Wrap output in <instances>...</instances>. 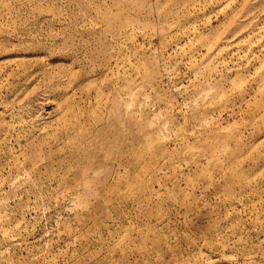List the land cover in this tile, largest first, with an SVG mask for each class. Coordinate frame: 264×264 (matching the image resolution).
<instances>
[{
  "label": "rangeland",
  "instance_id": "1",
  "mask_svg": "<svg viewBox=\"0 0 264 264\" xmlns=\"http://www.w3.org/2000/svg\"><path fill=\"white\" fill-rule=\"evenodd\" d=\"M0 264H264V0H0Z\"/></svg>",
  "mask_w": 264,
  "mask_h": 264
}]
</instances>
